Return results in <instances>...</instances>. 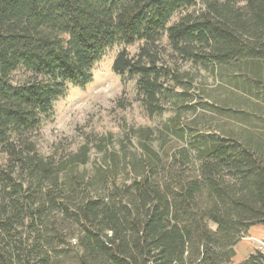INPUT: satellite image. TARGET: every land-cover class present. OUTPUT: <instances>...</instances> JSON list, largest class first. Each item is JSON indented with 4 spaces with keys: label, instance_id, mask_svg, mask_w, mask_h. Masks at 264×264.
<instances>
[{
    "label": "trees",
    "instance_id": "1",
    "mask_svg": "<svg viewBox=\"0 0 264 264\" xmlns=\"http://www.w3.org/2000/svg\"><path fill=\"white\" fill-rule=\"evenodd\" d=\"M165 36L173 66L162 58ZM137 44L138 56L124 49L113 70L138 77L149 115L166 111L176 87L189 95L179 60L224 72L264 109V0H0V147L9 157L0 172V264H234L236 246L264 225V139L192 135L176 116L166 128L194 142L161 153L148 131L141 155L125 156L124 178L115 167L79 171L87 145L59 162L39 154L30 136L57 100L90 85L110 49ZM21 69L28 76L15 82ZM218 111L264 123L257 113ZM241 264H264V252Z\"/></svg>",
    "mask_w": 264,
    "mask_h": 264
},
{
    "label": "rangeland",
    "instance_id": "2",
    "mask_svg": "<svg viewBox=\"0 0 264 264\" xmlns=\"http://www.w3.org/2000/svg\"><path fill=\"white\" fill-rule=\"evenodd\" d=\"M235 1L240 6L244 5V0ZM193 11L177 13L171 24ZM142 45L110 49L106 57L93 68V81L90 85L84 89L70 86L67 94L57 100L51 119L30 136L41 156L59 162L87 145L90 149L89 162L81 166L79 171L93 177L104 169L115 167L121 178H124L125 156L141 155L142 135L148 131H151L149 134L154 148L161 153L165 149L190 145L195 140L192 136L195 133L248 135L264 139V123H259L254 114L251 116L252 122L246 124L230 117L229 113L218 111L219 107H223L264 115L262 105L228 85L224 72H213L181 60L177 62L180 71L188 72L192 78L185 88L189 95H180L184 88L176 87L175 97L163 99L166 111L162 115H149L138 97V77L120 75L113 70L115 58L121 51L126 49L131 57H136ZM161 48L163 61L168 66L176 64L171 56L167 36L163 38ZM27 76L25 70L21 69L12 78L20 82ZM167 86L173 88L171 83ZM176 116H179L183 125L194 130L185 141L176 138L166 128ZM113 155L117 158V166L111 161ZM8 161V155L0 147V172L5 169ZM262 242L264 237L259 245V249L264 252Z\"/></svg>",
    "mask_w": 264,
    "mask_h": 264
},
{
    "label": "crops",
    "instance_id": "3",
    "mask_svg": "<svg viewBox=\"0 0 264 264\" xmlns=\"http://www.w3.org/2000/svg\"><path fill=\"white\" fill-rule=\"evenodd\" d=\"M264 237V225H257L252 227L247 237L242 239L236 246V256L234 258V264H241L244 262L252 253L259 249L260 241ZM263 252V251H262Z\"/></svg>",
    "mask_w": 264,
    "mask_h": 264
},
{
    "label": "built area",
    "instance_id": "4",
    "mask_svg": "<svg viewBox=\"0 0 264 264\" xmlns=\"http://www.w3.org/2000/svg\"><path fill=\"white\" fill-rule=\"evenodd\" d=\"M262 246H263V248H264V242H262Z\"/></svg>",
    "mask_w": 264,
    "mask_h": 264
}]
</instances>
